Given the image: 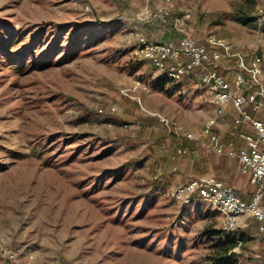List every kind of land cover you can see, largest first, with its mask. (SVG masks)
<instances>
[{"label":"rangeland","instance_id":"1","mask_svg":"<svg viewBox=\"0 0 264 264\" xmlns=\"http://www.w3.org/2000/svg\"><path fill=\"white\" fill-rule=\"evenodd\" d=\"M157 5L0 0V264H258L254 220L220 234L222 217L198 194L171 197L190 178L182 152L190 149L179 145L196 143L186 135H196L212 106L193 78L172 82L140 53L136 33L171 38L139 23ZM163 7L186 17L193 39L264 45L262 0ZM159 116L184 135H168Z\"/></svg>","mask_w":264,"mask_h":264},{"label":"built area","instance_id":"2","mask_svg":"<svg viewBox=\"0 0 264 264\" xmlns=\"http://www.w3.org/2000/svg\"><path fill=\"white\" fill-rule=\"evenodd\" d=\"M157 7L144 9L139 23L155 25L170 35L167 42H149L136 33L139 51L152 67L172 82L193 77L195 85L206 89L214 116L208 118L196 135H186L194 140L205 155L225 157L238 162L239 171L249 177L251 200L245 202L232 187L225 185L214 175H201L189 178L184 184L172 190L171 197L177 202H188L193 195L212 206L222 217L220 231H234L242 219H253L257 223V232L264 243V122L256 115L264 114L263 70L257 56L238 60V71L230 81L217 72L223 53L229 54L232 45L225 39L208 35L204 44H198L190 36L186 26V17H173L168 9L170 0H157ZM260 27L264 28V9L257 11ZM135 89L146 91L141 82L135 83ZM228 106L236 111L233 119L235 126H247L252 135L238 133L233 139L224 141L216 130L217 118L229 115ZM99 113L103 111L98 110ZM159 122L168 135H184L183 128L173 119L159 116ZM244 143L243 148L236 147V140ZM180 152H176L179 157ZM175 170V169H174ZM7 259L15 263V252L7 251ZM29 260L34 258L32 252ZM264 264V252L263 263Z\"/></svg>","mask_w":264,"mask_h":264},{"label":"crops","instance_id":"3","mask_svg":"<svg viewBox=\"0 0 264 264\" xmlns=\"http://www.w3.org/2000/svg\"><path fill=\"white\" fill-rule=\"evenodd\" d=\"M262 1L264 4V0ZM205 39L206 38L203 39L197 38L195 39V41L198 44H204ZM238 56L246 60L252 58L253 56H257L258 59H264V45H259L255 49H246L244 47L232 46V49L229 54L223 53L222 60L218 64L217 72L231 81L235 73L234 71H232L231 64L233 62L236 63V67H237L236 71H238V60H237L239 59ZM205 91L207 90L205 89ZM207 93L209 94L208 91ZM208 101L211 104L210 99ZM203 105L205 107L204 103ZM227 110L229 112V115L226 118H217V126H216V130L223 136L224 141H229L233 139L238 133H244L248 135L253 134V131L247 126L244 125L235 126L233 119L236 116V111L232 106H228ZM213 116H214V110L212 107V116L210 117ZM256 117L260 118L264 122V114L256 115ZM190 143L192 144V149H190V151L188 149L182 150L183 154L185 156L187 155L186 162L188 165V170H187L188 174L184 175V177L191 178L190 174L192 173L196 174V176L214 175L217 177L218 180L223 182L225 185L232 187L234 192L238 196H240L242 200H244L245 202H249L251 200V195H250L251 187L249 183V177L244 176L240 173L238 162L236 160H230L225 157H216L213 155H205L198 144L192 142ZM236 147L243 148L244 147L243 141L239 139L236 140ZM194 169L195 172H193ZM175 170L173 169V172ZM256 227H257V223H256ZM262 246H263L262 253L260 254L261 259L258 261V264L263 263V252H264L263 242H262Z\"/></svg>","mask_w":264,"mask_h":264},{"label":"trees","instance_id":"4","mask_svg":"<svg viewBox=\"0 0 264 264\" xmlns=\"http://www.w3.org/2000/svg\"><path fill=\"white\" fill-rule=\"evenodd\" d=\"M169 35V34H168ZM169 37H170V35H169ZM168 37V38H169ZM180 146V148H184V147H186V148H189V149H192V144L190 143V142H188V141H184L181 145H179ZM171 151H173L172 152V154H171V156H170V161H171V163L172 164H174V165H178V163H179V157L177 158L176 157V151L175 150H173L172 148H171ZM219 233L220 234H225L224 232H222V231H219Z\"/></svg>","mask_w":264,"mask_h":264}]
</instances>
